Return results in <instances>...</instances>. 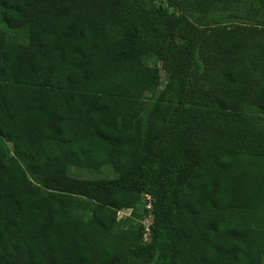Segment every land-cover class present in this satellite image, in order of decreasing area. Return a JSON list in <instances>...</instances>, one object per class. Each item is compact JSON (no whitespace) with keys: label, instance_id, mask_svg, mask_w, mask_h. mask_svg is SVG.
Returning <instances> with one entry per match:
<instances>
[{"label":"trees","instance_id":"obj_1","mask_svg":"<svg viewBox=\"0 0 264 264\" xmlns=\"http://www.w3.org/2000/svg\"><path fill=\"white\" fill-rule=\"evenodd\" d=\"M263 259L264 0H0V264Z\"/></svg>","mask_w":264,"mask_h":264},{"label":"rangeland","instance_id":"obj_2","mask_svg":"<svg viewBox=\"0 0 264 264\" xmlns=\"http://www.w3.org/2000/svg\"><path fill=\"white\" fill-rule=\"evenodd\" d=\"M172 11V9H169ZM150 67H157L160 69V77L161 84H163L165 80L164 72L161 70V63L154 58H149L145 62ZM202 62L200 58L196 55L194 58V67L191 70V73L201 72L202 70ZM6 147L9 152H11V147L9 144H6ZM67 173L70 177L77 179H88V180H98V179H113L115 177V173L112 170L110 165H105L100 169H79L72 166L67 167ZM137 216L131 214V210L123 209L118 212L119 226L121 228L126 227H137L141 223L144 227L150 223L151 218L149 215L142 214V208L138 207L136 211ZM142 214V215H141ZM261 264H264V259Z\"/></svg>","mask_w":264,"mask_h":264},{"label":"built area","instance_id":"obj_3","mask_svg":"<svg viewBox=\"0 0 264 264\" xmlns=\"http://www.w3.org/2000/svg\"><path fill=\"white\" fill-rule=\"evenodd\" d=\"M150 201H151V197H150L149 195H145V196H144V199H143V203L145 204V208H146L147 210H151V203H150ZM149 225H150V223L147 225V227H145V231H146V233H145L144 236H143L145 241H146L147 238H148Z\"/></svg>","mask_w":264,"mask_h":264}]
</instances>
